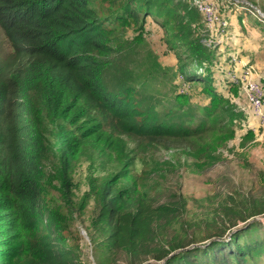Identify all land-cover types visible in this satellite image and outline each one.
<instances>
[{
    "label": "trees",
    "instance_id": "obj_1",
    "mask_svg": "<svg viewBox=\"0 0 264 264\" xmlns=\"http://www.w3.org/2000/svg\"><path fill=\"white\" fill-rule=\"evenodd\" d=\"M215 1L219 13L228 4L264 25L250 3ZM148 19L164 34L180 78L202 85L206 107L191 104L176 85L172 99L155 88L167 73L143 49ZM201 21L192 0H101V7L93 0H0V264H83L68 232L91 196L86 234L101 264H118L119 256L123 264H259L264 241L254 230L261 223L247 222L264 215V197L208 196L195 202L212 215L193 218L186 196L167 194L159 181L176 168L160 162L161 149L181 147L186 170L207 167L213 162L199 159L194 140L232 135L241 119L213 87L215 51ZM112 22L137 37L114 43ZM144 53L141 71L134 62ZM203 155L222 157L212 146ZM82 162L107 174L76 203L72 170ZM240 223L246 227L225 240Z\"/></svg>",
    "mask_w": 264,
    "mask_h": 264
},
{
    "label": "rangeland",
    "instance_id": "obj_2",
    "mask_svg": "<svg viewBox=\"0 0 264 264\" xmlns=\"http://www.w3.org/2000/svg\"><path fill=\"white\" fill-rule=\"evenodd\" d=\"M235 1H240L243 4L250 3L253 5L255 12L260 13L257 14L260 19L264 18V0ZM93 3L96 7H101V0H93ZM240 8L245 9V7L241 6ZM97 9L102 12V9ZM103 9H106L108 12L116 11V8L110 5H106ZM219 15L222 20L221 25H215L210 30L201 21L200 31L205 33L204 35L202 32L204 37H206L207 44L210 45L211 51L212 49L215 51L212 56V62L208 64L212 70L213 87L217 93L229 98L241 110V112H238L241 115V119H239L241 121L238 119L234 121L236 126L234 128L235 132L232 135L226 131L227 137L222 138L219 135L221 131H216L206 135L203 139L194 140L196 145L194 152L199 159L203 157V161H207V163L208 161L213 162L212 165H208L207 167L189 169L187 166L189 170H186V167L182 163L184 159L182 158L183 149L181 147L161 149L158 152L160 162L170 161L173 164L176 162L175 170L167 174L166 180H163L161 177L160 183L165 185L167 194L173 190L186 196L189 200L188 208L191 214H193V218L196 214L201 213L212 215L211 211L206 212L195 202V200L208 196L219 194L222 197L229 195H239V197L248 195L254 198L264 197V128L260 126L258 120L249 114V112H242L243 109H247V105L245 100L240 96L241 88L239 85H235V87L231 86L233 85L231 83L233 78H239L243 74H248L250 79L264 86V25L258 21L256 22L251 17L242 19L240 16H236L235 11L228 4L222 5ZM225 19L229 22L224 21ZM107 27L115 28V35L112 37V41L118 45L122 43V36L129 40L137 37V33H134L131 27L116 26L115 22L108 24ZM143 33L146 40L143 49L151 50L158 57L164 69L163 73H167L161 83L154 85L155 88L161 90L167 97L169 96V99H172L173 96H170V93L176 85L178 89H181V92L192 96L190 99L191 104L198 107V109L206 107L209 104V98L202 93V85H198V83L188 84L180 78V73L176 69L177 59L173 52L168 50L164 34L159 30L158 25L148 19ZM4 42L5 40L0 31V43ZM145 56L146 53L142 54L134 62L137 66L140 65L139 69L141 71H143V67L147 64V58H142ZM231 87L235 88L236 92H230ZM203 114L204 112H201L198 115ZM128 143L132 146L134 145L131 141H128ZM209 146H212L214 152H219L222 157L218 156L219 158L210 160L207 156H204L203 154ZM148 156H152L151 151L147 154ZM188 162L191 163L192 159H189ZM149 167L148 164L144 168ZM47 168L49 167L47 166ZM74 168L72 174L74 182L77 184L75 201L78 203L84 197L90 196L87 194L91 193V187L95 184V178L99 176L104 177L107 174V170L104 172L100 167H91L88 162L76 163ZM138 168L140 170L144 169L141 168V164H139ZM55 195L57 193L54 194L52 192L49 197L57 201ZM94 203L95 199L91 196L86 203V207L80 218L81 220H78L68 232L72 243L79 244L81 248V260L83 264H101L104 262L101 250L96 247L93 241L91 242L86 234L94 210ZM255 222L261 223L260 228L254 231L260 234L259 241H264V215L250 219L247 224L251 225ZM243 226L244 223H240L230 233L227 231L224 235L225 240H228L236 229ZM119 259L118 264H123L121 256H119ZM258 263L264 264V256Z\"/></svg>",
    "mask_w": 264,
    "mask_h": 264
},
{
    "label": "built area",
    "instance_id": "obj_3",
    "mask_svg": "<svg viewBox=\"0 0 264 264\" xmlns=\"http://www.w3.org/2000/svg\"><path fill=\"white\" fill-rule=\"evenodd\" d=\"M192 2L198 12L202 14L208 29L211 30L215 25H221L222 20L215 0H192ZM231 83L239 85L241 88L240 96L247 105V109L242 111L249 112L264 128V86L250 79L248 74H243L239 78L234 77Z\"/></svg>",
    "mask_w": 264,
    "mask_h": 264
},
{
    "label": "water",
    "instance_id": "obj_4",
    "mask_svg": "<svg viewBox=\"0 0 264 264\" xmlns=\"http://www.w3.org/2000/svg\"><path fill=\"white\" fill-rule=\"evenodd\" d=\"M253 220H255V219H253ZM253 220H252V221H253ZM147 263H149V262H147ZM147 263H146V264H147Z\"/></svg>",
    "mask_w": 264,
    "mask_h": 264
},
{
    "label": "clouds",
    "instance_id": "obj_5",
    "mask_svg": "<svg viewBox=\"0 0 264 264\" xmlns=\"http://www.w3.org/2000/svg\"><path fill=\"white\" fill-rule=\"evenodd\" d=\"M258 14H260V13L258 12Z\"/></svg>",
    "mask_w": 264,
    "mask_h": 264
},
{
    "label": "crops",
    "instance_id": "obj_6",
    "mask_svg": "<svg viewBox=\"0 0 264 264\" xmlns=\"http://www.w3.org/2000/svg\"><path fill=\"white\" fill-rule=\"evenodd\" d=\"M232 25H233V23H232ZM259 123V122H258Z\"/></svg>",
    "mask_w": 264,
    "mask_h": 264
}]
</instances>
